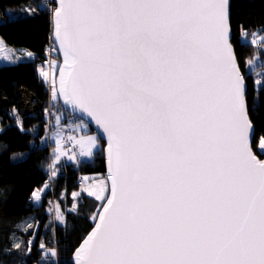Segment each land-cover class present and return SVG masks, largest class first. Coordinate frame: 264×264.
<instances>
[{
    "label": "snow or ice",
    "instance_id": "6c2138e0",
    "mask_svg": "<svg viewBox=\"0 0 264 264\" xmlns=\"http://www.w3.org/2000/svg\"><path fill=\"white\" fill-rule=\"evenodd\" d=\"M52 11L58 92L106 134L111 181L110 191L104 181L83 189L105 204L76 264H264V136L254 144L230 0H58ZM236 27L241 47L264 40V29ZM244 66L258 108L264 66ZM51 138L56 162L78 161L62 127ZM67 139L79 157L102 147L93 135Z\"/></svg>",
    "mask_w": 264,
    "mask_h": 264
},
{
    "label": "trees",
    "instance_id": "16d2710c",
    "mask_svg": "<svg viewBox=\"0 0 264 264\" xmlns=\"http://www.w3.org/2000/svg\"><path fill=\"white\" fill-rule=\"evenodd\" d=\"M37 4L47 7L32 15L23 11ZM54 8V0H0V37L8 46L33 54L18 64L0 66V264H73L75 251L93 230L101 209L95 198L81 194L75 200L73 193L80 190L79 180L86 175L106 177V144L102 140V149L93 161L64 164L57 177L47 168L55 146L48 142L50 125L60 128L70 115L60 102L52 103L50 89L39 75V70L46 69L50 76L52 60L60 59L52 43ZM231 19L233 44L247 79L249 115L256 132L253 142L258 144L264 136V95L255 108L253 80L244 61L248 58L253 65L264 63V40L241 47L236 26L242 22L249 34L264 29V0H231ZM21 89L32 95L33 112H27ZM256 152L260 155L258 149ZM52 175L49 191L35 205L33 192ZM53 202H57L63 221L54 220ZM29 223L31 228L26 226ZM15 243L21 245L19 249L13 247ZM49 249L56 256L48 253L42 259V253Z\"/></svg>",
    "mask_w": 264,
    "mask_h": 264
},
{
    "label": "rangeland",
    "instance_id": "374dc122",
    "mask_svg": "<svg viewBox=\"0 0 264 264\" xmlns=\"http://www.w3.org/2000/svg\"><path fill=\"white\" fill-rule=\"evenodd\" d=\"M54 1L57 2V0H54ZM260 41L261 40H259L258 42H260ZM5 47H6V51L4 53H0V56H5L6 59H0V66H10V65H15V64H18L20 62H23V61H25L26 53L27 54L28 53H32V52H30V51H28L26 49L14 48V47L8 46L6 43H5ZM55 53L57 54L58 52H55ZM60 65H61L60 59L54 58L52 60L51 80L52 79L55 80V85H53L51 83L50 78L48 80H45V78L40 74L41 70H39V75H40L41 79L48 85V87L50 89L51 101H52V103L54 105H57L59 102L62 104V102L60 101V98H59L58 79H57V73H58V70L60 68ZM260 65L264 66V63L260 64ZM42 70L48 72L46 69H42ZM53 92L56 93L55 97L53 96ZM20 93H21V95H22V97L24 99V103H25V107H26L27 112H33L35 110L36 106L34 107V105L31 103L32 95L30 93H28L26 90H22V89L20 90ZM81 120L82 119H80L78 122H76L74 124L75 130H76V135L75 136L77 138H79V136L85 135V134L97 136L99 138L100 145H102L101 142H100L101 139H100L99 135L95 131L92 130L91 126L87 122H85L83 120L84 124L87 125V127H84V125L81 124ZM44 140L47 142V137L46 136H45ZM72 143L74 145V141H72ZM55 148H56V145L52 148L53 161H52V163L50 162V164L52 165V168H49V166L47 168H48V170L52 169V172L54 173L53 175L55 177H57L59 172H60L61 167L64 164H74V163H76L78 161H68L67 157L65 156V157H61L59 162H56L55 156L58 155V154L55 152ZM75 148L77 149L78 160L80 159V160H83L84 162L85 161H87V162L93 161L95 155L98 152V151L94 150V157L93 158H84V157H79V149H78V147H75ZM101 149H102V147H101ZM64 150L70 155L69 151H67L65 148H64ZM83 178H84V185L81 186V188H80V190L78 192H76L78 195L75 197V200H77V198L81 194H85V196H88L86 194V192L83 191V189L86 188V187H91L93 185H96L100 181H104L106 186H107V188H108V190H109L107 177H103L102 175H86ZM85 178H87V179H85ZM50 183H51V177L41 188L37 189V190H39L41 192V200L40 201H35V199H34L35 205L38 206L42 202L44 195L50 189V186H51ZM45 185H47V187ZM105 195L107 197L108 193H105ZM89 197L95 198L94 196H89ZM99 203L101 204V208H102L104 203H105V201H99ZM51 205H53L52 208H51L52 209V213L54 215L53 218H54V220L59 221V219H57V211H59L61 213V210L59 209V206L57 205V202H53V204H51Z\"/></svg>",
    "mask_w": 264,
    "mask_h": 264
},
{
    "label": "water",
    "instance_id": "95a60500",
    "mask_svg": "<svg viewBox=\"0 0 264 264\" xmlns=\"http://www.w3.org/2000/svg\"><path fill=\"white\" fill-rule=\"evenodd\" d=\"M230 2H231V0H230ZM56 3H57L56 5L58 6V0H57ZM57 6H56V7H57ZM53 25H54V14H53ZM52 43H53L54 46L57 48V50H58V52H59L61 58L64 59L63 49L60 47V42H59V40L56 39V37H55V29H53ZM63 66H64V65H63V63H62V67H61V69L63 68ZM60 71H61V70H60ZM59 74H60V73H59ZM58 88H59V76H58ZM59 98H60V101L62 102V106H63V108H64L68 113L73 114V115L76 116L78 119H82V120H84L85 122H87V123L91 126L92 130L95 131V132L99 135L100 139L106 144L105 149H104L105 159H106L105 166H106V177H107V181H108V185H109V191H110L111 181H110V179H109V167H108V163H107V151H106V150H107V140H106V134L103 133V130L100 129L99 126L96 125L95 122L92 121L91 118L88 117L86 113H81V112H79L78 109H72V107H71L70 105H65V104L63 103V98H62V96H60V94H59ZM250 119H251V117H250ZM251 121H252V120H251ZM252 124H253V122H252ZM253 128H254V136H253V141H254L255 133H256V132H255V126H254V124H253ZM258 156H259V155H258ZM260 158H261V159H264V157H260ZM104 204H105V203H104ZM101 214H103V207L100 209L99 214H98V217H99V215H101ZM98 217H97V220H96V222H95L94 228H95L96 224L98 223ZM94 228H93V230H94ZM93 230H92V231H93ZM92 231H91V232H92ZM91 232L87 235V237L84 239V241L88 238V236L91 234ZM84 241L81 243V245L79 246V248L83 245ZM79 248H78V249H79ZM78 249H77V250H78ZM77 250H76V251H77ZM76 251H75V253H76ZM75 253H74L73 257H72L73 264H76V261H75Z\"/></svg>",
    "mask_w": 264,
    "mask_h": 264
},
{
    "label": "built area",
    "instance_id": "2783aa9c",
    "mask_svg": "<svg viewBox=\"0 0 264 264\" xmlns=\"http://www.w3.org/2000/svg\"><path fill=\"white\" fill-rule=\"evenodd\" d=\"M70 114V113H69ZM52 115V114H50ZM49 115V116H50ZM77 117L74 116L73 114H70L66 121L63 123V135L65 136V143H64V148L69 151L70 155L73 154V153H76L77 154V149L75 148V146L73 145L72 141L71 140H68L67 137L68 136H72V135H76V130H75V127H74V121ZM57 129H60V128H57L56 126L54 125H50V128H49V140H50V144H55V141L54 139H52V135L54 133L55 130ZM51 178H53V175L51 176ZM79 185L80 186H83L84 185V180L83 179H80L79 180Z\"/></svg>",
    "mask_w": 264,
    "mask_h": 264
},
{
    "label": "bare ground",
    "instance_id": "6f19581e",
    "mask_svg": "<svg viewBox=\"0 0 264 264\" xmlns=\"http://www.w3.org/2000/svg\"><path fill=\"white\" fill-rule=\"evenodd\" d=\"M57 6V5H56ZM52 37H53V35H52ZM54 45V44H53ZM55 47V46H54ZM56 48V47H55ZM57 49V48H56ZM58 51V50H57ZM58 55H59V58H60V63H61V65H60V68H59V70H58V73H57V79H58V76H59V73H60V70H61V67H62V63H63V59L61 58V56H60V54H59V52H58ZM26 57L25 58H27L28 57V54L26 53V55H25ZM50 68L52 69V65H50ZM49 78H50V80H51V75L49 76ZM60 105L62 106V104L60 103ZM63 107V106H62ZM66 111V110H65ZM67 112V111H66ZM68 113V112H67ZM61 128V127H60ZM48 142H49V144H50V140H49V135H48ZM53 173V172H52Z\"/></svg>",
    "mask_w": 264,
    "mask_h": 264
},
{
    "label": "crops",
    "instance_id": "0c3cea01",
    "mask_svg": "<svg viewBox=\"0 0 264 264\" xmlns=\"http://www.w3.org/2000/svg\"><path fill=\"white\" fill-rule=\"evenodd\" d=\"M31 57H32V56H31ZM31 57H30V58H31Z\"/></svg>",
    "mask_w": 264,
    "mask_h": 264
}]
</instances>
